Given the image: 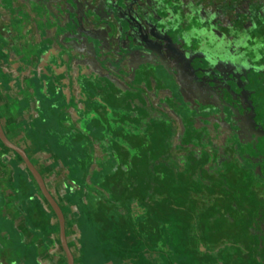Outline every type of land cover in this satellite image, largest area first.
<instances>
[{
	"label": "crops",
	"instance_id": "obj_1",
	"mask_svg": "<svg viewBox=\"0 0 264 264\" xmlns=\"http://www.w3.org/2000/svg\"><path fill=\"white\" fill-rule=\"evenodd\" d=\"M142 19L123 0H0L1 122L60 204L75 264H166L157 253V81L140 60L144 49L135 47L143 33L130 25ZM230 165L233 196L224 206L242 209L234 237L245 246L202 251L232 255L217 264H264V195L257 199L256 181ZM11 171L16 261L68 264L55 211L0 140L5 191L2 178ZM197 180L192 185L204 190L207 181ZM178 236L158 242L171 264H180V249L189 256Z\"/></svg>",
	"mask_w": 264,
	"mask_h": 264
},
{
	"label": "flooded vegetation",
	"instance_id": "obj_2",
	"mask_svg": "<svg viewBox=\"0 0 264 264\" xmlns=\"http://www.w3.org/2000/svg\"><path fill=\"white\" fill-rule=\"evenodd\" d=\"M123 1L142 11L143 19L132 20L130 25L143 33L135 47L144 49L140 60L157 81V171L167 169L176 178L186 175L207 181L204 190L198 185L197 189L216 193L217 200L211 198L206 203L220 206L217 209L224 213V203L233 196L226 175L233 172L229 163L234 162L256 181L252 187L261 200L264 0ZM171 133L174 141L163 149L164 137ZM1 142L33 176L22 156ZM8 161L13 163L11 158ZM15 179L14 171L7 172L2 181L8 191L0 184V264H19L13 245L17 233L7 210ZM239 211L236 219L244 215ZM236 224L238 233L242 229L238 221ZM255 245L259 248V241ZM23 251H29L28 244L23 245Z\"/></svg>",
	"mask_w": 264,
	"mask_h": 264
},
{
	"label": "trees",
	"instance_id": "obj_3",
	"mask_svg": "<svg viewBox=\"0 0 264 264\" xmlns=\"http://www.w3.org/2000/svg\"><path fill=\"white\" fill-rule=\"evenodd\" d=\"M162 168H165L164 163H162ZM20 180L24 189L31 190L30 185L23 177ZM195 186L196 184L193 186L191 178L186 175L177 176L176 178L171 170L157 171V238L165 246V240L170 238L175 231L179 230V239L183 236L180 239L182 248H188L189 250L188 257L181 249L179 250L177 261L180 264H186V261L189 259L194 264H217L218 258L228 259L232 255L224 257L216 253L208 256L202 251L201 245L206 251L212 249H218L219 251L224 249L238 250L239 248H243L242 246H245V242L234 237L237 226L234 222L237 217L236 210L228 207L225 208V212L223 213L216 206H208L206 200L211 201V198L217 200V194L202 192L200 188L198 190L197 186ZM202 201L205 206H201ZM167 208L175 212L179 211V214L167 217L164 214ZM184 219H187V221H184ZM221 220L222 223L218 224V221L221 222ZM180 230L183 231H181L182 235L180 234ZM199 241H201V244ZM158 242L157 253H161V259L166 264H171V258L163 255L164 250L161 246L159 247ZM148 245L150 244L147 243L146 246ZM249 252L250 254H247V256L251 260L254 251ZM249 262L251 264V261Z\"/></svg>",
	"mask_w": 264,
	"mask_h": 264
},
{
	"label": "water",
	"instance_id": "obj_4",
	"mask_svg": "<svg viewBox=\"0 0 264 264\" xmlns=\"http://www.w3.org/2000/svg\"><path fill=\"white\" fill-rule=\"evenodd\" d=\"M154 45V43H153ZM149 51L151 52V54L153 56H157L156 53L154 52V50L149 49ZM0 138L1 140L4 142L5 145H7L8 147L16 150L24 159L27 167L29 168V170L31 171V173L33 174L34 178L36 179L42 193L44 194V196L46 197V199L48 200V202L50 203V205L52 206V208L54 209L55 213L58 216L59 222H60V235H61V241H62V245L63 248L67 254V258H68V264H75V258L74 255L70 249V246L68 244L67 241V236H66V224H65V215L64 212L60 206V204L57 202V200L54 198V196L50 193L44 178L42 177L41 173L39 172V170L37 169V167L35 166V164L32 162V160L29 158L27 152L20 146H18L17 144L13 143L9 137L6 135L3 126L1 124V119H0ZM198 239L200 240V238L198 237ZM201 244V241H199ZM202 250H204L203 246L201 245Z\"/></svg>",
	"mask_w": 264,
	"mask_h": 264
},
{
	"label": "rangeland",
	"instance_id": "obj_5",
	"mask_svg": "<svg viewBox=\"0 0 264 264\" xmlns=\"http://www.w3.org/2000/svg\"><path fill=\"white\" fill-rule=\"evenodd\" d=\"M164 140L166 142V144L162 145L161 147H163V149H165L167 147L168 144H170L171 142L174 141V135L171 133L170 135L168 136H165L164 137ZM23 262V261H22Z\"/></svg>",
	"mask_w": 264,
	"mask_h": 264
}]
</instances>
